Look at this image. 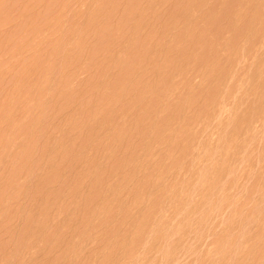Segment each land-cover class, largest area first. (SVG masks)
Returning <instances> with one entry per match:
<instances>
[{"label": "rangeland", "instance_id": "obj_1", "mask_svg": "<svg viewBox=\"0 0 264 264\" xmlns=\"http://www.w3.org/2000/svg\"><path fill=\"white\" fill-rule=\"evenodd\" d=\"M0 264H264V0H0Z\"/></svg>", "mask_w": 264, "mask_h": 264}]
</instances>
